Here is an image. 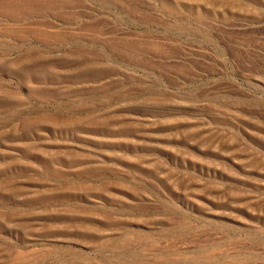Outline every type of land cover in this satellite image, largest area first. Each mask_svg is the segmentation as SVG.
<instances>
[{"label": "rangeland", "instance_id": "rangeland-1", "mask_svg": "<svg viewBox=\"0 0 264 264\" xmlns=\"http://www.w3.org/2000/svg\"><path fill=\"white\" fill-rule=\"evenodd\" d=\"M0 264H264V0H0Z\"/></svg>", "mask_w": 264, "mask_h": 264}]
</instances>
